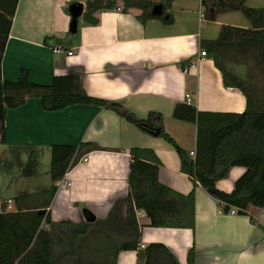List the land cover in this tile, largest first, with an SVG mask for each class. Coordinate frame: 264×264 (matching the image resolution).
Segmentation results:
<instances>
[{"label":"crops","instance_id":"1","mask_svg":"<svg viewBox=\"0 0 264 264\" xmlns=\"http://www.w3.org/2000/svg\"><path fill=\"white\" fill-rule=\"evenodd\" d=\"M87 1L20 0L2 60V78L15 82L21 71L28 69L34 83L48 86L55 77L77 74L90 97L121 103L139 119H146L151 112L160 113L166 132L189 153H196L198 130L195 124L173 117L178 103L188 102L199 112L242 114L246 110L242 92L226 88L214 61L208 56L201 57L202 43L216 40L223 26L252 28L241 12L220 14L214 21H206L203 0H175L172 25L157 19L142 24L137 18L141 11L137 9L127 13L102 12L96 27L86 26L81 20L78 39L66 46L62 54H55L53 50L58 46H46L45 39L70 43L69 8L75 3L85 6ZM246 4L253 9L264 8V0H247ZM69 51L73 52L72 56L68 55ZM191 60L193 64L185 70L182 64ZM192 84L195 91H190ZM6 131V146L2 145L0 136V153L7 146L22 148V171L30 151H38L39 174L18 183L7 177L3 181L4 189L0 183V205L53 185L50 170L44 172V179L40 177L43 158L51 155V146L93 143L104 149L83 157L56 183L58 192L50 212L57 256L74 249L71 239L61 231L60 223H88L86 211L95 216V222L106 221L114 205L127 197L130 152L134 148L156 153L162 163L159 173L162 184L184 195L194 189L189 176L181 172L180 158L169 143L141 132L108 109L76 105L51 112L43 108L41 99L31 98L24 106L8 110ZM245 173L243 167L232 168L217 183V189L232 193ZM3 190L10 192L11 197L3 199ZM195 192L194 231L152 228L145 213L138 212L140 248L164 244L180 264H189L192 248H195L196 264H264V209L252 207L245 216L227 215L222 213L218 200L203 187L198 186ZM126 213L124 207V218ZM131 242L95 230L83 236L77 245L80 264H113L114 261L138 264L135 251H121L115 260L117 247Z\"/></svg>","mask_w":264,"mask_h":264},{"label":"trees","instance_id":"2","mask_svg":"<svg viewBox=\"0 0 264 264\" xmlns=\"http://www.w3.org/2000/svg\"><path fill=\"white\" fill-rule=\"evenodd\" d=\"M20 0H0V136L2 145L7 144L6 116L8 110L18 109L28 99L39 98L46 111H60L76 105L96 106L116 112L141 132L161 138L176 151L181 162V172L188 175L194 189L184 195L159 180L162 167L160 159L151 149L131 150L129 193L113 207L106 221L73 224L62 222L61 231L67 235L74 249L57 256L53 235L54 222L50 208L58 192L56 183L88 154L104 149L93 143L80 145H53L50 147L52 184L43 191L14 197V209L0 212V264H80L77 249L80 239L95 231H104L132 240L118 246L115 260L121 251H135L138 264H180L172 252L161 243H153L141 249L139 246L138 212H144L152 228L190 229L196 226V188L214 190L223 214L233 209L237 215H248L250 208L264 209V8L253 9L247 0H203V17L214 21L220 14L241 12L252 28L242 29L223 26L219 37L202 43L203 50L223 75L226 88L235 89L245 96L247 107L242 114L199 112L189 104L178 103L173 111L176 120L197 126L196 155L181 148L166 132L160 113L151 112L146 119L137 118L125 105L88 96L77 74L58 76L51 85L34 83L30 71L23 69L17 81L2 78V60L12 23ZM175 0H88L82 21L86 26L100 24L102 12L137 9L138 20H160L172 25V3ZM122 4V6H120ZM162 4L163 17L152 15L154 6ZM168 17V18H166ZM70 43L56 38H46L45 45L61 46L64 50L78 39L69 34ZM193 64H182L186 70ZM195 84L190 91H195ZM38 151L31 150L28 161L21 171L25 179L39 174ZM234 167H243L246 173L236 182L232 193L217 189V183L225 179ZM7 201L2 202L5 207ZM126 207V217L123 208ZM45 210V214L39 212ZM189 264H196L195 248L189 253ZM113 264H116L114 261Z\"/></svg>","mask_w":264,"mask_h":264},{"label":"rangeland","instance_id":"3","mask_svg":"<svg viewBox=\"0 0 264 264\" xmlns=\"http://www.w3.org/2000/svg\"><path fill=\"white\" fill-rule=\"evenodd\" d=\"M120 6H122V4ZM81 20L82 19H80L79 21L80 24H81ZM3 151L8 153L7 157H4ZM22 154H23V149L19 147L7 146L3 148L2 153H0V183L2 184V186H3V181L7 179V177L9 176H11L13 180H15V183L24 181L22 180L23 178L21 177V172H20ZM45 157L46 158H43L40 167V171L42 172L40 175L41 179H44L45 177L44 172L46 170H50L51 167V155L47 154ZM8 194L10 195V192L3 190L2 198L5 200L10 198L11 196H9Z\"/></svg>","mask_w":264,"mask_h":264},{"label":"water","instance_id":"4","mask_svg":"<svg viewBox=\"0 0 264 264\" xmlns=\"http://www.w3.org/2000/svg\"><path fill=\"white\" fill-rule=\"evenodd\" d=\"M85 11V6L81 3H75L72 4L69 8V13L71 16V24H70V33L73 35H76L78 32V28H79V20L80 18L83 17ZM165 14L164 11V6L162 4H158L156 6H154V8L152 9V15L155 17H163ZM168 18V17H166ZM208 193L212 196L215 195V191L214 190H210L208 191ZM40 215L45 214V210H41L39 212ZM85 217H86V221L88 223H94L95 222V216L92 215L91 212L86 211L85 213Z\"/></svg>","mask_w":264,"mask_h":264},{"label":"built area","instance_id":"5","mask_svg":"<svg viewBox=\"0 0 264 264\" xmlns=\"http://www.w3.org/2000/svg\"><path fill=\"white\" fill-rule=\"evenodd\" d=\"M54 53L55 54H62L63 52H64V50L60 47V46H58V47H56V48H54ZM68 55L69 56H72L73 55V52H68ZM208 55H207V51L206 50H203L202 52H201V57H207ZM190 155L193 157L194 155H196V153H194V152H191L190 153ZM65 178V177H64ZM64 185H69L68 183H65ZM14 204H13V201H11V200H9V201H7V203H6V205H5V207H3L2 206V204L0 205V212H10V211H12L13 209H14V206H13ZM223 213V212H222ZM230 214H232V215H237V210L236 209H233L231 212H230ZM264 218V217H263ZM143 248H145V247H143Z\"/></svg>","mask_w":264,"mask_h":264}]
</instances>
